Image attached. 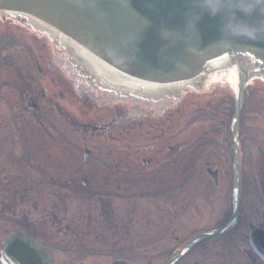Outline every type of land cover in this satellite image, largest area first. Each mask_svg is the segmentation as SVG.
<instances>
[{"label": "flooded vegetation", "instance_id": "1", "mask_svg": "<svg viewBox=\"0 0 264 264\" xmlns=\"http://www.w3.org/2000/svg\"><path fill=\"white\" fill-rule=\"evenodd\" d=\"M254 96L238 175L227 103L208 101L162 141L102 145L67 126L25 39L0 34V264H264Z\"/></svg>", "mask_w": 264, "mask_h": 264}, {"label": "water", "instance_id": "2", "mask_svg": "<svg viewBox=\"0 0 264 264\" xmlns=\"http://www.w3.org/2000/svg\"><path fill=\"white\" fill-rule=\"evenodd\" d=\"M189 7V0H0V34L25 39L38 71L78 116L72 128L99 143L162 141L203 97L232 96L238 171L244 89L264 88V39L228 44L219 18L207 14L185 27Z\"/></svg>", "mask_w": 264, "mask_h": 264}, {"label": "clouds", "instance_id": "3", "mask_svg": "<svg viewBox=\"0 0 264 264\" xmlns=\"http://www.w3.org/2000/svg\"><path fill=\"white\" fill-rule=\"evenodd\" d=\"M189 4L185 11V27L189 23L195 27L207 14L219 18L220 37L228 44L239 39H264V0H189Z\"/></svg>", "mask_w": 264, "mask_h": 264}, {"label": "rangeland", "instance_id": "4", "mask_svg": "<svg viewBox=\"0 0 264 264\" xmlns=\"http://www.w3.org/2000/svg\"><path fill=\"white\" fill-rule=\"evenodd\" d=\"M263 114V113H262Z\"/></svg>", "mask_w": 264, "mask_h": 264}]
</instances>
